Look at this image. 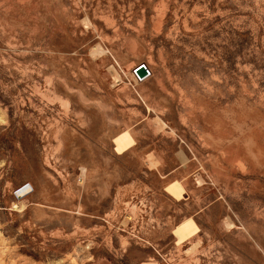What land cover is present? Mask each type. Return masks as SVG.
Segmentation results:
<instances>
[{"label":"rangeland","instance_id":"obj_1","mask_svg":"<svg viewBox=\"0 0 264 264\" xmlns=\"http://www.w3.org/2000/svg\"><path fill=\"white\" fill-rule=\"evenodd\" d=\"M0 264H264V0H0Z\"/></svg>","mask_w":264,"mask_h":264},{"label":"bare ground","instance_id":"obj_2","mask_svg":"<svg viewBox=\"0 0 264 264\" xmlns=\"http://www.w3.org/2000/svg\"><path fill=\"white\" fill-rule=\"evenodd\" d=\"M96 50V49H95ZM93 51V50H92ZM100 51V49H99ZM93 53V52H92ZM142 66V65H140ZM140 66L136 67L134 69V74L136 75V77L139 79V77L137 76V73H135V70L137 68H139ZM147 68V67H146ZM148 69V68H147ZM142 79V78H141ZM140 80V79H139ZM30 192H31V189H30V186H24V187H21L20 189L17 190L16 194H15V197L21 201V199H24L25 197H27L28 195H30ZM15 208V207H14ZM19 208V207H18ZM20 209V208H19Z\"/></svg>","mask_w":264,"mask_h":264},{"label":"water","instance_id":"obj_3","mask_svg":"<svg viewBox=\"0 0 264 264\" xmlns=\"http://www.w3.org/2000/svg\"><path fill=\"white\" fill-rule=\"evenodd\" d=\"M137 75L140 77V78H144L148 75V70L146 68V66L142 65L140 66L138 69H137Z\"/></svg>","mask_w":264,"mask_h":264},{"label":"built area","instance_id":"obj_4","mask_svg":"<svg viewBox=\"0 0 264 264\" xmlns=\"http://www.w3.org/2000/svg\"><path fill=\"white\" fill-rule=\"evenodd\" d=\"M148 70V69H147ZM138 76V75H137ZM150 76V71L148 70V75L146 76V77H144V78H140L139 76V79L141 80V82H143L144 80H146L148 77Z\"/></svg>","mask_w":264,"mask_h":264}]
</instances>
